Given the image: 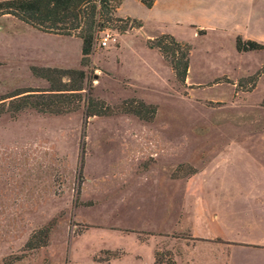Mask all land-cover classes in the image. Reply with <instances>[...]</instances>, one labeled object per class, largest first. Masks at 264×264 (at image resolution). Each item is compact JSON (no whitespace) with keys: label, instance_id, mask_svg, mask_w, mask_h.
Listing matches in <instances>:
<instances>
[{"label":"rangeland","instance_id":"1","mask_svg":"<svg viewBox=\"0 0 264 264\" xmlns=\"http://www.w3.org/2000/svg\"><path fill=\"white\" fill-rule=\"evenodd\" d=\"M159 9L123 0L141 28L106 23L86 65L77 38L0 16V98L50 90L32 66L83 73L69 111L0 113V264H264V49ZM229 25L264 46V0ZM162 33L190 46L184 85L147 47ZM87 95L112 114L84 119Z\"/></svg>","mask_w":264,"mask_h":264},{"label":"trees","instance_id":"2","mask_svg":"<svg viewBox=\"0 0 264 264\" xmlns=\"http://www.w3.org/2000/svg\"><path fill=\"white\" fill-rule=\"evenodd\" d=\"M138 1L145 8H150L153 2V0ZM120 3L121 0H3L0 1V16H10L41 33L77 38L80 41V64L86 65L97 33L107 28L106 23H123L119 28L120 32L141 27L139 21L113 17ZM146 43L149 49H155L168 62L176 83L184 85L188 71L190 46L176 41L167 34L148 39ZM234 49L238 53H243L264 49V46L255 41L236 37ZM29 71L32 76L49 82L50 90L28 89L0 98V101L8 99L6 104L0 102V107H2L0 113L7 112L11 118L16 113L27 109L38 113L60 114L69 111L70 106H73L74 102H78L71 98L77 97L74 92L81 89L79 84L83 79L82 71L34 66L30 67ZM55 78H66L68 81L76 80L77 85L59 89L52 86ZM254 81L253 79V84ZM67 92L69 93L67 94ZM127 112L148 121L154 115V108L137 102V107L128 108ZM111 114L110 108L103 102L93 100L87 95L84 119Z\"/></svg>","mask_w":264,"mask_h":264},{"label":"crops","instance_id":"3","mask_svg":"<svg viewBox=\"0 0 264 264\" xmlns=\"http://www.w3.org/2000/svg\"><path fill=\"white\" fill-rule=\"evenodd\" d=\"M122 1L123 0H121L120 5L114 13L115 16L135 20L126 15L120 16L118 14ZM134 1L140 3L138 0ZM256 1L260 2L261 0H153L150 8H145L141 3L140 5L150 12L154 11L156 7L159 6L160 9L158 11L159 14H161L160 16H164V14L165 16H171L173 22H177L176 25L189 27L192 30L193 35H196L197 37L205 36L211 31L223 33L231 31L230 33L234 36L233 38L235 42L236 37H240L242 40L243 38L240 35H236V25H231L230 28V10L234 8L241 9L243 7H250L255 4ZM214 8H220L221 11H217L216 13ZM204 22L206 23L204 24ZM162 34H158L157 36Z\"/></svg>","mask_w":264,"mask_h":264},{"label":"built area","instance_id":"4","mask_svg":"<svg viewBox=\"0 0 264 264\" xmlns=\"http://www.w3.org/2000/svg\"><path fill=\"white\" fill-rule=\"evenodd\" d=\"M98 34H102V32H98L97 35H98ZM106 40H107V38H102L101 41H100V45H101V46H105V44H106Z\"/></svg>","mask_w":264,"mask_h":264}]
</instances>
